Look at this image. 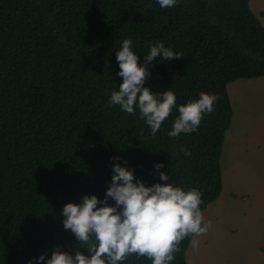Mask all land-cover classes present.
Instances as JSON below:
<instances>
[{
  "label": "trees",
  "instance_id": "trees-1",
  "mask_svg": "<svg viewBox=\"0 0 264 264\" xmlns=\"http://www.w3.org/2000/svg\"><path fill=\"white\" fill-rule=\"evenodd\" d=\"M250 1L177 0L161 8L156 0H0V264L47 254L46 264L57 247L74 256L79 241L60 213L86 195L103 202L116 163L146 186L198 190L201 211L220 196L233 117L228 84L264 76V24ZM124 39L141 66L158 41L182 54L148 66L153 93L171 90L177 106L201 92L218 98L196 132L169 137L173 109L153 137L138 109L130 115L108 105L123 82L116 52ZM192 238L172 264H188ZM125 264L151 261L130 256Z\"/></svg>",
  "mask_w": 264,
  "mask_h": 264
},
{
  "label": "clouds",
  "instance_id": "clouds-1",
  "mask_svg": "<svg viewBox=\"0 0 264 264\" xmlns=\"http://www.w3.org/2000/svg\"><path fill=\"white\" fill-rule=\"evenodd\" d=\"M161 8H172L177 0H156ZM131 39H124L116 52L118 75L123 82L113 90L109 106L133 114L139 110V118L150 127L153 137L160 131L173 109L178 116L173 120L171 138L196 132L205 114L214 111L217 97L201 92L199 99L188 100L177 106V97L171 91L153 93L145 86L150 79L149 65L160 61L182 59V54L166 47L163 41L150 46L143 66L132 50ZM179 151L185 156L191 152L184 146ZM118 159V158H114ZM163 163L155 166L161 181H169L168 173L160 171ZM111 184L103 202L95 196H84L81 203H67L60 215L65 230H70L79 241L75 255L50 249L51 258L46 264H125L130 256L146 257L151 264H172L175 253L180 252L182 241L206 234L212 222H205L200 205L201 193L196 189L185 190L172 183H156L146 186L137 180L134 169L114 164ZM109 198L115 205L108 203ZM81 249L87 251L84 254ZM47 254L40 255L29 264H43Z\"/></svg>",
  "mask_w": 264,
  "mask_h": 264
},
{
  "label": "rangeland",
  "instance_id": "rangeland-1",
  "mask_svg": "<svg viewBox=\"0 0 264 264\" xmlns=\"http://www.w3.org/2000/svg\"><path fill=\"white\" fill-rule=\"evenodd\" d=\"M264 24V0H251ZM233 117L221 155L223 188L202 211L211 229L193 237L188 264H264V76L228 84Z\"/></svg>",
  "mask_w": 264,
  "mask_h": 264
}]
</instances>
